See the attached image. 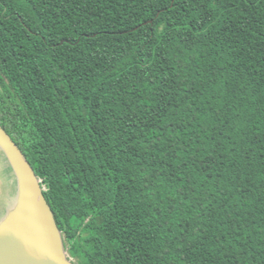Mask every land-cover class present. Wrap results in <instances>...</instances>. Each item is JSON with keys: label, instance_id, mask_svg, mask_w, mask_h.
Listing matches in <instances>:
<instances>
[{"label": "trees", "instance_id": "1", "mask_svg": "<svg viewBox=\"0 0 264 264\" xmlns=\"http://www.w3.org/2000/svg\"><path fill=\"white\" fill-rule=\"evenodd\" d=\"M0 123L78 264H264V0H0Z\"/></svg>", "mask_w": 264, "mask_h": 264}, {"label": "water", "instance_id": "2", "mask_svg": "<svg viewBox=\"0 0 264 264\" xmlns=\"http://www.w3.org/2000/svg\"><path fill=\"white\" fill-rule=\"evenodd\" d=\"M0 151L19 182L16 207L0 218V264H78L64 249L41 177L1 123Z\"/></svg>", "mask_w": 264, "mask_h": 264}, {"label": "rangeland", "instance_id": "3", "mask_svg": "<svg viewBox=\"0 0 264 264\" xmlns=\"http://www.w3.org/2000/svg\"><path fill=\"white\" fill-rule=\"evenodd\" d=\"M43 187L45 191L49 189L48 184L44 181ZM18 194L19 182L6 155L0 151V218L11 205H13V209L16 207ZM63 244L69 257L73 258L69 253V248L64 237ZM73 260L75 259L73 258Z\"/></svg>", "mask_w": 264, "mask_h": 264}, {"label": "bare ground", "instance_id": "4", "mask_svg": "<svg viewBox=\"0 0 264 264\" xmlns=\"http://www.w3.org/2000/svg\"><path fill=\"white\" fill-rule=\"evenodd\" d=\"M40 180H41V183H42V185H43V182H42V179L40 178ZM44 188V187H43Z\"/></svg>", "mask_w": 264, "mask_h": 264}]
</instances>
